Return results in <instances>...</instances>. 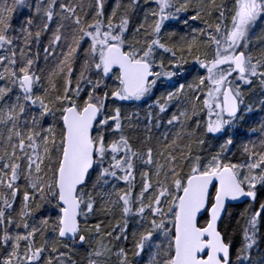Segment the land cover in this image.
I'll use <instances>...</instances> for the list:
<instances>
[{
	"label": "snow or ice",
	"instance_id": "6c2138e0",
	"mask_svg": "<svg viewBox=\"0 0 264 264\" xmlns=\"http://www.w3.org/2000/svg\"><path fill=\"white\" fill-rule=\"evenodd\" d=\"M262 25L264 0H0V264H264Z\"/></svg>",
	"mask_w": 264,
	"mask_h": 264
},
{
	"label": "trees",
	"instance_id": "16d2710c",
	"mask_svg": "<svg viewBox=\"0 0 264 264\" xmlns=\"http://www.w3.org/2000/svg\"><path fill=\"white\" fill-rule=\"evenodd\" d=\"M261 27H264V25H262ZM259 32H260V28L258 27L257 30H256V34H259ZM232 211H239V209L232 210Z\"/></svg>",
	"mask_w": 264,
	"mask_h": 264
}]
</instances>
